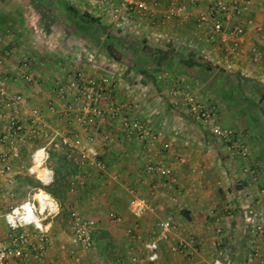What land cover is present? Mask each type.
Here are the masks:
<instances>
[{"label":"crops","instance_id":"crops-1","mask_svg":"<svg viewBox=\"0 0 264 264\" xmlns=\"http://www.w3.org/2000/svg\"><path fill=\"white\" fill-rule=\"evenodd\" d=\"M75 1L79 8L83 7V3L89 4L97 19L109 18L117 24L105 6L92 0ZM145 1L153 6V15L139 19L130 13L125 25H97L101 33L100 44L103 42V49L98 52L99 46L96 50H88L89 43L82 33L72 35L71 40L60 38L59 35L52 36V32L42 26L49 24L40 21L44 13L34 0H0V55H5L0 64V73L4 72L10 77L7 83L9 91H20L29 103L38 104L41 108L52 85L66 81L74 71L80 70L85 76L93 77L106 74L109 77L108 96L119 105V116L124 114L145 118L150 128L160 133L154 142L139 144L121 128L118 118L107 117L97 121L95 128L89 129L95 135V144L101 156L118 173L117 178L109 179L107 174L96 170L101 176L113 181L112 185L103 186L99 183L95 188L99 200H109L108 210L121 213L125 227L136 223L137 229L144 235L153 230L158 217L170 213L174 219V232L168 240L160 241L159 257L147 264H210L215 255L228 264H264V242L253 234L250 223L252 213L264 215V195L258 192L262 180L264 182V170L262 164L258 166L254 178L244 169L247 162L258 161L256 156H264V140L254 133L250 137L244 135L241 129H237L236 132L247 147V155L231 154L221 139L212 135L202 122L188 113L181 94L184 87L195 88L204 102L217 106L220 121L231 125L226 114L234 110L233 104H230L233 100L227 98L224 105L219 104L215 82L211 83L210 90L206 83L212 76L207 74L210 68H222L224 74L235 79L234 89L230 91L248 93L247 89L254 87L255 94H258L255 109H259V103L264 101V29L258 26L264 24V0H241L243 12L232 19L240 24L242 32L238 46L232 51L225 50L223 44L217 41L206 40L205 29L200 30L194 26V14L183 22L173 18L162 20L161 13L170 5V0H155L153 5V0ZM209 1L196 0L190 7L191 12L204 9ZM71 6L76 7L71 1L62 4L61 14L64 15L66 9H72ZM55 8L53 6L51 10L55 12ZM58 9L60 11L61 8ZM114 29L126 35V43L120 44L126 52L124 57L117 56L113 50L117 45L112 44ZM134 40L135 44L132 43ZM137 45L141 46L138 51ZM253 48L259 49V56L254 54ZM133 51L135 56L140 52L142 56L147 54L145 60H150L151 64L135 68L123 63L122 59L133 61ZM24 60H27V68L34 77L33 83H23L15 76ZM201 67L206 71L202 72ZM200 74L207 79L198 84ZM249 83L255 86H248L247 89L242 87ZM173 89L176 92L172 93ZM54 103L60 106L62 100L56 99ZM48 118L55 126L59 124L61 127V122L68 125V129H79L63 118L57 117L60 121L55 122L54 114L48 115ZM231 122L238 128L237 118ZM177 155L183 157L184 161L175 159ZM148 159L170 166L171 176L146 173L143 165ZM16 161L12 181L1 183L2 196L12 194L31 176L26 171V165ZM67 186L71 189V185ZM84 188L87 190V185ZM3 189L8 192L5 194ZM91 189L88 190L92 192ZM128 189L136 195L144 196L151 209L137 217L133 216L129 211L131 192ZM50 196L56 202L57 211L44 220L46 235L48 226L54 222L53 216L63 207L59 193L55 197ZM172 196L177 197L176 203L171 200ZM17 201L13 202L12 199L8 204L4 202V210ZM3 211L0 212V234H4L5 239L7 228L2 217ZM129 215L132 220L128 221ZM206 224L211 227H205ZM97 226L96 230L94 226L90 227L91 239L101 240L103 244L104 238L114 241L116 233L103 229L106 227L100 222ZM215 227L219 228L218 232ZM188 237L192 238L197 248L194 253L185 256L169 250L170 241ZM134 242L124 250V264H130L128 254ZM254 249L259 250L258 256L253 255ZM103 251L101 248L97 252L100 254ZM60 256L61 250L47 242L43 258L35 259L27 255L26 262L62 264ZM85 264H90V261ZM98 264H106L104 258L101 257Z\"/></svg>","mask_w":264,"mask_h":264},{"label":"built area","instance_id":"built-area-1","mask_svg":"<svg viewBox=\"0 0 264 264\" xmlns=\"http://www.w3.org/2000/svg\"><path fill=\"white\" fill-rule=\"evenodd\" d=\"M105 6L110 16L124 25L130 13L135 17L153 15L154 8L145 0H92ZM196 0H170V5L161 13L162 20L176 19L178 22L187 20L191 15L197 29H205V38L210 42L223 44L225 50H234L239 43L242 32L240 24L233 20L243 12L244 5L241 0H210L204 9L192 13L190 7ZM156 1H152V5ZM233 18V19H232ZM124 19V21H123ZM229 22V25L225 24ZM264 29V24L258 26ZM256 56L260 55L257 48H253ZM4 54L0 55V64L4 61ZM27 60L22 61L20 69L15 75L23 83H33L34 77L27 68ZM10 77L4 72L0 73V190L1 183L8 184L12 181L14 162L28 146L30 140L41 137L42 141L28 151L29 163L26 171L38 182L28 197L11 205L3 212L2 217L7 228V236L0 239V264H27V255L35 259L44 257L47 246L46 225L44 220L57 211L55 200L45 188L54 184L53 167L47 164L50 150L54 149L70 163L76 166H85L107 174L110 178H117L118 173L110 168L101 156L99 147L95 144V135L89 129L95 128L97 121L107 117L118 118L120 126L130 135L136 143H152L160 136L150 128L148 120L139 117L119 116V105L112 101L107 92L109 77L103 74L99 77L85 76L80 70L60 83L55 82L47 96L43 108L38 104H31L20 91H9L7 83ZM176 92L173 89L172 93ZM188 113L196 120L202 122L209 132L221 139L224 147L231 154L247 155V147L237 135L235 129L220 121L216 105L204 102L195 88L184 87L181 90ZM69 96L70 99H66ZM62 100L56 106L54 100ZM54 114L67 120L70 125L79 129L59 127L49 122L48 115ZM108 139L109 136L106 135ZM107 139V140H108ZM164 145H166L164 143ZM179 161L184 158L174 156ZM244 169L252 175L255 164H246ZM143 170L148 174L164 177L171 176L168 165L146 160ZM131 192L128 204L133 216L141 215L145 210L151 209L144 196ZM45 192L50 199L44 204L40 203L36 192ZM6 194L7 189H3ZM258 192L264 195V188ZM171 200L177 202V197ZM47 205V212L42 215L43 207ZM51 211V212H49ZM108 218L114 223H120L122 217L114 210H108ZM251 229L255 236L264 242V215L252 213L250 216ZM206 224L205 227H209ZM90 220L80 217L75 211H70V240L76 245L88 247L91 245ZM174 219L166 213L155 221L153 230L144 235L137 224H129L124 228V233L136 241L132 251L128 254L130 264H147L159 257L160 241H166L174 232ZM211 227V226H210ZM216 232L218 227L214 228ZM170 251L182 255H190L197 248L192 243V238H178L168 243ZM259 250L254 249L253 255L258 256ZM15 261L17 263H15ZM210 264H228L227 261L215 255Z\"/></svg>","mask_w":264,"mask_h":264},{"label":"rangeland","instance_id":"rangeland-1","mask_svg":"<svg viewBox=\"0 0 264 264\" xmlns=\"http://www.w3.org/2000/svg\"><path fill=\"white\" fill-rule=\"evenodd\" d=\"M66 1H71V4H75L76 7L71 6L72 9H66L65 14L62 15V4H65ZM34 2L38 3L39 9L44 13L41 19L45 16L42 20L40 19V21H42V23L44 24H49L42 26H46L47 30L52 32V36L55 37L56 35H59L60 38H69L71 40L73 38L72 35L78 36L79 33H82L89 43L88 50H96L97 46H99L97 49L98 52L102 51L103 49V42L100 44L101 38L99 37L101 33L99 32L97 25H120L119 21H116L117 24H115L109 18H104L103 20H100L98 18V20L96 21L90 20L88 16L97 18V16L93 14V8L89 7V4L86 5L85 3L82 4L83 7L80 6L79 8L75 0H34ZM53 6L57 7L54 10L55 12L51 10ZM58 8H61L60 11ZM125 24L126 22L124 23V25ZM112 33L115 35L114 37H112L114 41L112 44H117L115 47H113V50H115L117 56L124 57L126 55L124 53L126 52L121 49L122 46L120 44L126 43V35L120 33L116 29H114ZM132 43L135 44V40L132 41ZM140 47V45H137V51L140 50ZM132 55L134 57L135 52ZM135 57H137V59ZM135 57L131 62L129 60V62H127L124 59H122V62L125 64L128 63L135 68L141 67V65L144 64H151L150 60H145L146 57H148L147 54L142 56V53L140 52L136 54ZM202 63L203 62H201V64ZM203 71H206V69L202 68V72ZM207 74H211V78L207 79L206 77L202 76V74H200V76H198V84H200V82H203L202 80L207 79L209 81H207L206 83L207 86H209L210 90V86L212 87L211 83L215 82V92H217L219 104L225 103L227 98L233 100L230 104H233L232 107L234 108V110H232V112L230 111L231 113H227L226 115L228 118H230L229 121L230 123H232L231 125L235 129V131H237V129H241L244 135H247L249 137L253 136L254 133L257 137L264 140V101L259 103V107H257L259 109L256 110L255 98L258 96V94H255L254 87H250L247 89L248 86H255V84L249 83L246 84V86H242L249 92H241L239 94L230 91L231 89H234L235 79L231 76H227V74H224V70L222 68H210ZM217 87H219V89H217ZM262 90H264V88ZM229 114L232 115L228 116ZM234 118H237L239 120L240 126H244L243 129L239 125L237 128L236 124L231 122V120H234ZM54 121L59 123L60 120L55 116ZM56 125L59 126V124ZM60 125H62L61 127L64 126V128H67L68 126L63 125V123L61 122ZM41 141V137H35L30 140L28 146L22 152L16 162L21 165H27L29 163V149L40 143ZM262 146H264V142H262ZM256 158V160H262V162H254L256 169L253 175L256 173V171L258 170V166H260L261 164L264 170V156H256ZM251 163H253V161ZM251 163L247 162L246 164ZM47 164L53 167V171L55 173V181L51 187H47L45 188V190H47L50 195H54V197L56 196V193H59L62 196L60 197V199L62 200L63 207L60 208L58 212L53 216L54 222H52V226H48L47 235V242H49V244L52 246H57L58 249L61 250L60 262L62 264H85L87 261H90V264H98L102 257L104 258L106 264L107 262H117L124 264V250L130 248L129 246H132L131 243L134 240L130 239L124 233L125 225H123L122 223L123 215L120 213L122 217V224L112 222L107 215L109 200H99L98 192H95L97 191L95 188H97L96 186H98L97 184L99 183V185L103 184V186L112 185L113 181L109 180L111 178L108 177V179L106 176H101L98 171L89 167H75V165H72V163L67 161L59 151L54 149L50 150ZM254 178H256V175H254ZM35 181L36 179L30 176L29 178H27V180H25L22 187L17 188L12 192V194L8 195L7 197L2 196L0 193V212L3 211L6 207V204H4V202L8 204V201L12 199L14 202L15 200H20L29 196L32 192V189L36 186L34 185ZM67 185H71V189H69ZM86 185L87 190H85L84 188ZM261 185V187L264 188L263 180ZM90 188H92V192L88 190ZM57 197L59 198V195ZM71 210L75 211L80 217L90 220V226H94L95 230L98 228L97 224L100 222V224H103L106 227L103 229L116 233V236H113L114 241L110 242L108 240H105L104 238L103 244L100 243L101 240L97 241V239L93 238L91 239L93 240L91 245L88 247H82L80 245L72 243V241L70 240ZM130 219L132 220L131 216L129 215L128 221ZM134 221L135 220H133L132 222ZM107 228L110 230H107ZM3 235L4 234H2L1 236L0 234V239H3L5 237V235ZM109 240H111V238H109ZM107 244H109V247H106ZM134 244H136V241L134 242ZM133 247L131 249H133ZM101 248L104 249V253L100 252V254L102 255L97 252Z\"/></svg>","mask_w":264,"mask_h":264},{"label":"bare ground","instance_id":"bare-ground-1","mask_svg":"<svg viewBox=\"0 0 264 264\" xmlns=\"http://www.w3.org/2000/svg\"><path fill=\"white\" fill-rule=\"evenodd\" d=\"M36 196L39 198L41 204L46 203L48 199H50L49 196L43 191L38 193L36 192Z\"/></svg>","mask_w":264,"mask_h":264},{"label":"trees","instance_id":"trees-1","mask_svg":"<svg viewBox=\"0 0 264 264\" xmlns=\"http://www.w3.org/2000/svg\"><path fill=\"white\" fill-rule=\"evenodd\" d=\"M88 18L90 19V20H93V21H96V20H98L97 18H95V17H89L88 16ZM208 68H210V66L208 67ZM30 181V180H29ZM38 182L37 181H35V184L34 185H38L37 184Z\"/></svg>","mask_w":264,"mask_h":264},{"label":"water","instance_id":"water-1","mask_svg":"<svg viewBox=\"0 0 264 264\" xmlns=\"http://www.w3.org/2000/svg\"><path fill=\"white\" fill-rule=\"evenodd\" d=\"M46 212H47V205H45V206L43 207V209H42V215H45ZM49 212H51V211H49Z\"/></svg>","mask_w":264,"mask_h":264}]
</instances>
